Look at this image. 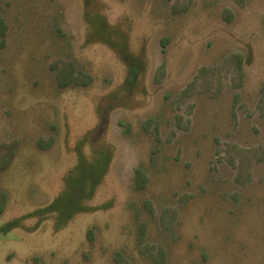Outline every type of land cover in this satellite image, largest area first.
Instances as JSON below:
<instances>
[{
    "label": "rangeland",
    "instance_id": "rangeland-1",
    "mask_svg": "<svg viewBox=\"0 0 264 264\" xmlns=\"http://www.w3.org/2000/svg\"><path fill=\"white\" fill-rule=\"evenodd\" d=\"M0 20V264H264V0Z\"/></svg>",
    "mask_w": 264,
    "mask_h": 264
},
{
    "label": "trees",
    "instance_id": "trees-1",
    "mask_svg": "<svg viewBox=\"0 0 264 264\" xmlns=\"http://www.w3.org/2000/svg\"><path fill=\"white\" fill-rule=\"evenodd\" d=\"M4 24L1 22L0 20V33L1 35H4ZM241 58L238 59V64H240L241 62ZM62 77V78H61ZM77 80L75 78H73V75L71 73H68V71L66 70H61L60 71V78H59V84L62 86V87H66L68 86L69 84L73 83V82H76ZM88 83V80L86 81H83V84H87ZM136 174L139 178V175H140V170L137 169L136 170ZM59 205H63L62 203H60ZM6 229V228H5Z\"/></svg>",
    "mask_w": 264,
    "mask_h": 264
}]
</instances>
